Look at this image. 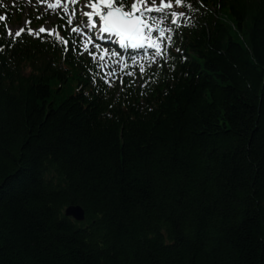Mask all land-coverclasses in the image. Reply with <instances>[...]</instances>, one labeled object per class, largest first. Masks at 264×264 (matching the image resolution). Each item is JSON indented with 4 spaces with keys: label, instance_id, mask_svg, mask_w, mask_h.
Listing matches in <instances>:
<instances>
[{
    "label": "trees",
    "instance_id": "obj_1",
    "mask_svg": "<svg viewBox=\"0 0 264 264\" xmlns=\"http://www.w3.org/2000/svg\"><path fill=\"white\" fill-rule=\"evenodd\" d=\"M187 2L122 88L0 0V264H264V0Z\"/></svg>",
    "mask_w": 264,
    "mask_h": 264
},
{
    "label": "snow or ice",
    "instance_id": "obj_2",
    "mask_svg": "<svg viewBox=\"0 0 264 264\" xmlns=\"http://www.w3.org/2000/svg\"><path fill=\"white\" fill-rule=\"evenodd\" d=\"M79 2L80 0H63L62 4V0H55L53 4L48 3V0H37L38 4H47L46 12L48 9L55 11L57 6H61L64 13L61 19H66L67 25L71 26L69 37L72 39V50L76 51L83 43V49L79 51V54L83 55L84 52H87L97 66L93 83L95 84L99 78L109 87H112L119 79L123 88L124 76L133 77L132 83L129 84L131 87L137 78L136 72L131 69L138 68L139 78L143 79L147 70L158 60L167 61L168 49L173 43V35L182 26V20L186 17L184 11L173 10L172 0H167V2L160 0V6H155L156 0H133L131 5L128 4V0H85L82 8H90L91 11L82 10L80 15L87 17V22L81 21L73 26L76 9L73 7L69 13L68 5H76ZM150 4L152 6H149ZM175 6L192 9L191 3H188L187 0H175ZM40 18V16L36 17V19ZM5 19V16H0V21ZM26 24L30 25L31 21H26ZM24 33L25 28L17 30L14 34L8 29L9 36L14 40ZM26 34L34 38H41V34H46L50 41L62 44L65 53L69 50V40L62 37L55 29H46L41 26L38 30H33L28 27ZM93 37L95 38L93 39ZM100 42L109 46L116 44L125 51L136 50V55L124 57L115 49L110 51L108 47H104L101 53ZM0 51L3 49L0 48ZM141 53H143V57H141ZM112 58L118 59L109 63L108 61H111ZM116 64H119L123 75L116 72ZM144 86L141 85V87Z\"/></svg>",
    "mask_w": 264,
    "mask_h": 264
},
{
    "label": "rangeland",
    "instance_id": "obj_3",
    "mask_svg": "<svg viewBox=\"0 0 264 264\" xmlns=\"http://www.w3.org/2000/svg\"><path fill=\"white\" fill-rule=\"evenodd\" d=\"M3 1H7V3H15L17 0H3ZM24 2V8H25V13L23 15V17L21 19H18V17H16L12 22H9L8 23V29H10L13 34L24 27V25H27L26 24V21H29L31 18L29 17V12L30 11H33L34 13H39V15L41 16L43 13L44 14H47L45 20L43 21V23H41L39 26H38V29L41 27V26H44L46 29H55L57 30L56 28V14L58 13L57 10L58 9H61V6H57L56 10L53 11L52 9H48L47 12L45 11V9L47 8V4H38L37 3V0H23ZM165 2H167V0H165ZM48 3H55V0H48ZM85 3V0H80V2L76 5H71L69 4L68 5V9H69V13H71L70 11V7H77V8H80L81 10L83 11H89V8H82V5ZM62 4H63V0H62ZM149 6H152L151 4ZM155 6H160V0H156V3H155ZM173 10L175 11H181L180 10V7H176L175 6V3H173ZM34 20V19H33ZM81 21L83 22H87V17H84L82 19H79L77 16L75 17V19L73 20V26L79 24ZM97 23L99 24V21L97 20ZM71 28V26H70ZM71 30V29H70ZM95 37H93L94 39ZM101 45H102V48L100 50V52L102 53V50L104 47H108L109 50L111 51L112 49H115L116 51H118L122 56L124 57H127V51H125L124 49H121L119 48L118 45L116 44H112V45H107L106 43L104 42H100ZM83 44V43H82ZM93 51H96L95 49H92ZM86 54L89 56V54L86 52ZM149 55H150V52H149ZM129 56V55H128ZM90 57V56H89ZM90 59L92 60V58L90 57ZM118 58H112L111 61H108L109 63H113L117 60ZM99 62V61H98ZM108 70H111V69H108ZM131 70H134L136 72V80L139 79V69L138 68H135V69H131ZM116 72L119 74V75H122L123 73L121 72L120 70V66L119 64H116ZM119 79H117L115 81V83L118 81Z\"/></svg>",
    "mask_w": 264,
    "mask_h": 264
},
{
    "label": "water",
    "instance_id": "obj_4",
    "mask_svg": "<svg viewBox=\"0 0 264 264\" xmlns=\"http://www.w3.org/2000/svg\"><path fill=\"white\" fill-rule=\"evenodd\" d=\"M65 212L67 215H70L77 220H83L85 218V210L79 204H71L67 206Z\"/></svg>",
    "mask_w": 264,
    "mask_h": 264
},
{
    "label": "bare ground",
    "instance_id": "obj_5",
    "mask_svg": "<svg viewBox=\"0 0 264 264\" xmlns=\"http://www.w3.org/2000/svg\"><path fill=\"white\" fill-rule=\"evenodd\" d=\"M89 11H91V9L89 8Z\"/></svg>",
    "mask_w": 264,
    "mask_h": 264
}]
</instances>
